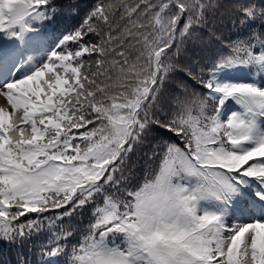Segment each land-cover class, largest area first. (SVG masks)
<instances>
[{"label": "snow or ice", "instance_id": "snow-or-ice-1", "mask_svg": "<svg viewBox=\"0 0 264 264\" xmlns=\"http://www.w3.org/2000/svg\"><path fill=\"white\" fill-rule=\"evenodd\" d=\"M0 242L264 264V0H0Z\"/></svg>", "mask_w": 264, "mask_h": 264}, {"label": "trees", "instance_id": "trees-1", "mask_svg": "<svg viewBox=\"0 0 264 264\" xmlns=\"http://www.w3.org/2000/svg\"><path fill=\"white\" fill-rule=\"evenodd\" d=\"M3 247V243L2 242H0V248H2Z\"/></svg>", "mask_w": 264, "mask_h": 264}, {"label": "rangeland", "instance_id": "rangeland-1", "mask_svg": "<svg viewBox=\"0 0 264 264\" xmlns=\"http://www.w3.org/2000/svg\"><path fill=\"white\" fill-rule=\"evenodd\" d=\"M233 107H235V106H233Z\"/></svg>", "mask_w": 264, "mask_h": 264}]
</instances>
